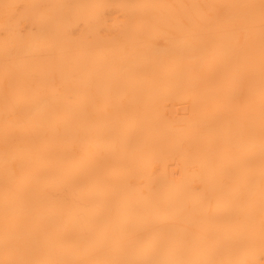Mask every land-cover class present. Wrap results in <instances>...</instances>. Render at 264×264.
<instances>
[{"label": "bare ground", "instance_id": "bare-ground-1", "mask_svg": "<svg viewBox=\"0 0 264 264\" xmlns=\"http://www.w3.org/2000/svg\"><path fill=\"white\" fill-rule=\"evenodd\" d=\"M0 264H264V0H0Z\"/></svg>", "mask_w": 264, "mask_h": 264}]
</instances>
